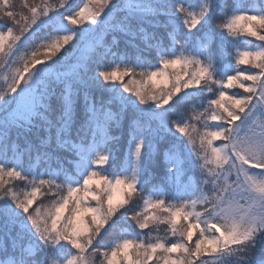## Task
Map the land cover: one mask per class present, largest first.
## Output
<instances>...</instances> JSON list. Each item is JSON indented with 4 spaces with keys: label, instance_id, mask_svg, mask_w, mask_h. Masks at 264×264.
<instances>
[{
    "label": "snow or ice",
    "instance_id": "snow-or-ice-1",
    "mask_svg": "<svg viewBox=\"0 0 264 264\" xmlns=\"http://www.w3.org/2000/svg\"><path fill=\"white\" fill-rule=\"evenodd\" d=\"M0 264H264V0H0Z\"/></svg>",
    "mask_w": 264,
    "mask_h": 264
},
{
    "label": "trees",
    "instance_id": "trees-1",
    "mask_svg": "<svg viewBox=\"0 0 264 264\" xmlns=\"http://www.w3.org/2000/svg\"><path fill=\"white\" fill-rule=\"evenodd\" d=\"M86 2V0H70V3H72L73 7L78 9V7L83 6V3ZM61 11H63V9H61ZM91 203H95L94 201ZM164 225L160 226V234L163 235L164 234ZM136 231H139L138 229ZM145 232H147L148 230H144ZM195 239V238H194Z\"/></svg>",
    "mask_w": 264,
    "mask_h": 264
}]
</instances>
